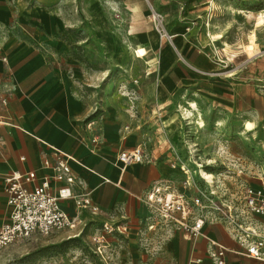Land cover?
Here are the masks:
<instances>
[{
  "label": "crops",
  "instance_id": "crops-1",
  "mask_svg": "<svg viewBox=\"0 0 264 264\" xmlns=\"http://www.w3.org/2000/svg\"><path fill=\"white\" fill-rule=\"evenodd\" d=\"M81 6L87 14L95 10L86 0ZM73 8V0H0V227L10 210L2 175L34 171L33 186L52 173L44 160L53 164L60 155L68 159L76 178L74 194H88L99 210L79 208L73 199L62 201L76 226L56 232V240L85 232L91 245L96 228L128 222L130 234L111 264H137L146 258L136 240L146 213L140 198L152 182L175 173L167 159V140L178 144L181 129H192L196 121L195 114L191 119L184 116L183 107L192 109L190 104L199 105L200 100L216 103L214 96L222 98V79L211 82L209 94L214 98L198 94L195 85L206 83L198 72L206 63L217 62L211 59L206 35L195 26H184L173 40L179 54L169 45L161 51L162 71L155 86L140 91L138 98L99 89L71 64L72 46L65 35L76 23ZM140 37L148 49L146 35ZM206 110L201 108L202 113ZM138 146L158 160L123 168L118 153ZM208 239L227 248V264H264L243 255L222 225L205 226L197 238L177 233L155 262L188 264L201 259L210 264Z\"/></svg>",
  "mask_w": 264,
  "mask_h": 264
},
{
  "label": "rangeland",
  "instance_id": "rangeland-1",
  "mask_svg": "<svg viewBox=\"0 0 264 264\" xmlns=\"http://www.w3.org/2000/svg\"><path fill=\"white\" fill-rule=\"evenodd\" d=\"M86 1L95 8L93 14L82 10L83 0H73L76 23L65 35L72 46V67L86 73L91 85L129 98H138L140 91L158 83L161 51L169 45L178 53L173 40L181 27L195 26V31L206 35L211 59L217 63H206L198 72L206 83L196 84L195 89L202 98H210L211 82L221 78L218 95L222 98L214 96L216 103L198 102L196 121L201 117L205 127L198 128L196 121L192 129L184 126L180 152L190 159L187 146H192L190 163L195 159L203 164L202 170L231 182L241 170L244 180L260 186L259 179H264V0ZM142 34L148 49L141 43ZM199 106L208 111L202 113ZM187 109L191 110L182 109L185 117ZM247 120L254 122L249 129ZM56 236V232L33 234L9 245L0 251V264H86V255L98 261L90 249L89 233L71 239L56 240Z\"/></svg>",
  "mask_w": 264,
  "mask_h": 264
},
{
  "label": "built area",
  "instance_id": "built-area-1",
  "mask_svg": "<svg viewBox=\"0 0 264 264\" xmlns=\"http://www.w3.org/2000/svg\"><path fill=\"white\" fill-rule=\"evenodd\" d=\"M166 145L167 159L175 173L159 177L140 198L146 213L136 240L146 258L137 264H156V258L177 233L197 238L208 225H222L243 255L264 263V179H259L260 186L253 185L239 175L240 170L232 182L222 176L209 181L202 175L203 164L195 159L190 163L195 151L192 146H187L190 159L186 160L177 143L167 140ZM157 160L145 146L122 150L117 155V162L123 168ZM44 166L51 168L52 173L33 186L30 185L36 180L34 171L2 175L10 210L0 227V251L33 234L51 235L75 227V218L62 207L64 200L73 199L76 206L92 212L99 210L88 194H74L76 178L66 157L59 155L53 164L46 159ZM130 231L128 222L105 223L96 228L91 234L93 248L90 249L98 261L94 263L86 255V264H111ZM227 251L223 244L208 239L210 264H227ZM188 264H202V260L192 259Z\"/></svg>",
  "mask_w": 264,
  "mask_h": 264
},
{
  "label": "bare ground",
  "instance_id": "bare-ground-1",
  "mask_svg": "<svg viewBox=\"0 0 264 264\" xmlns=\"http://www.w3.org/2000/svg\"><path fill=\"white\" fill-rule=\"evenodd\" d=\"M191 106H192V109L191 110H188L187 109L188 110L187 111V114L185 113L186 116L188 118H190V119L196 113H198V115H200V111L198 109L197 104L196 103H191ZM196 125H197L198 128H203V127H205V121L200 117L196 121ZM252 125H253V123L251 121H247V123H246V129L251 128ZM201 172H202V175L204 176V178H207L209 181H211V179H213L215 177L212 173H208V172H206L204 170H202Z\"/></svg>",
  "mask_w": 264,
  "mask_h": 264
}]
</instances>
